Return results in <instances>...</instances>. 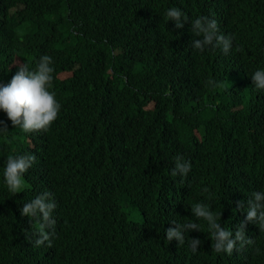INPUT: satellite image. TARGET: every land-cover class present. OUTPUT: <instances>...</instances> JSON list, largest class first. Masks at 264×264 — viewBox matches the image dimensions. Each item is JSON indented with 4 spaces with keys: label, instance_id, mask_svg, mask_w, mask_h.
Wrapping results in <instances>:
<instances>
[{
    "label": "trees",
    "instance_id": "trees-1",
    "mask_svg": "<svg viewBox=\"0 0 264 264\" xmlns=\"http://www.w3.org/2000/svg\"><path fill=\"white\" fill-rule=\"evenodd\" d=\"M172 7L181 29L166 18ZM200 16L233 38L228 53L191 46ZM43 55L56 120L24 133L0 111V264H264L258 224L246 225L254 243L228 256L191 212L209 205L234 234L246 216L236 201L264 191V90L251 80L264 70V0H0V84ZM19 153L36 161L13 194L3 172ZM181 155L186 177L171 175ZM44 192L56 205L50 248L26 238L35 221L20 214ZM190 220L196 252L165 238ZM7 232L17 256L2 247Z\"/></svg>",
    "mask_w": 264,
    "mask_h": 264
},
{
    "label": "clouds",
    "instance_id": "clouds-1",
    "mask_svg": "<svg viewBox=\"0 0 264 264\" xmlns=\"http://www.w3.org/2000/svg\"><path fill=\"white\" fill-rule=\"evenodd\" d=\"M166 18L173 22L175 29L184 27L182 21L188 22L183 12L176 7L166 11ZM191 31L195 37H198L191 41V46L197 50L204 51L208 46H215L221 48L224 53H228L232 47L233 38L219 32L218 22L215 19L200 16L191 22ZM51 64L52 59L48 55L40 57L35 70H29L27 64L22 63L17 67V71L7 84H0V111L6 114L13 128L19 127L24 133L39 131L42 133L48 130L56 120L61 105L57 102L54 93L49 91L54 71ZM251 80L257 89L264 90V70H256ZM209 84L213 87L222 86L214 80H210ZM8 131L7 123L0 120V132L7 133ZM35 161V154L19 153L8 156L3 176L9 192L16 194L23 189L24 174ZM190 169L191 163L185 160L182 155L177 156L171 175L186 177ZM204 191L206 192L207 189ZM55 207V203L50 201V193L44 192L24 203L20 209L21 216H27L31 218V221H35L34 231L26 238L35 236L34 244L37 247L41 245L52 247L56 224L52 212ZM236 208L246 212V216L238 224L234 234L233 231L222 227L218 222L221 212L214 213L209 205L204 203H196L191 208V212L197 220L202 219L207 222L213 250L216 253L231 256L239 253L238 251L245 245L253 244L254 235L246 226L248 223L258 224L261 229H264V191L255 190L241 201H236ZM171 224L175 226L165 230L167 241L170 242L174 239L177 243H184L183 245L196 252L201 241L198 238L185 239L184 232L199 231L200 226L192 220L184 224H177L173 221ZM1 244L4 250L14 256L20 253L15 248L17 242L10 232L4 234ZM256 251L259 252V249Z\"/></svg>",
    "mask_w": 264,
    "mask_h": 264
},
{
    "label": "rangeland",
    "instance_id": "rangeland-1",
    "mask_svg": "<svg viewBox=\"0 0 264 264\" xmlns=\"http://www.w3.org/2000/svg\"><path fill=\"white\" fill-rule=\"evenodd\" d=\"M63 76V74H61V77Z\"/></svg>",
    "mask_w": 264,
    "mask_h": 264
}]
</instances>
